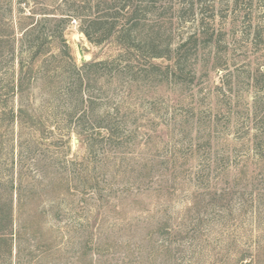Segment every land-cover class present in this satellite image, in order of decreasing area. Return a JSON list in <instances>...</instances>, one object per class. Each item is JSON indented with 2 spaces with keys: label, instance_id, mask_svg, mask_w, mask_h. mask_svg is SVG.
I'll return each mask as SVG.
<instances>
[{
  "label": "rangeland",
  "instance_id": "374dc122",
  "mask_svg": "<svg viewBox=\"0 0 264 264\" xmlns=\"http://www.w3.org/2000/svg\"><path fill=\"white\" fill-rule=\"evenodd\" d=\"M72 1L12 0L14 38L42 13H59ZM146 6L133 36L144 45L153 35L167 54L132 57L135 83L106 71V94L94 90L108 96L109 108L129 111L136 137L122 148L96 141L98 152L89 153L87 138L74 132L63 138L52 129L44 152L68 153L90 184L76 180L60 209L47 202L36 222L45 248L27 254L41 264H264V148L262 157L253 151L260 120L252 118L255 102L259 112L264 108V0H147ZM80 29L79 20H70L65 43L51 41L48 57L66 47L80 66L125 52L115 36L96 44ZM10 31L0 26V35ZM6 57L5 67V51ZM152 65L161 76L142 73ZM31 99L49 109V95ZM5 125L0 163L12 136Z\"/></svg>",
  "mask_w": 264,
  "mask_h": 264
},
{
  "label": "trees",
  "instance_id": "16d2710c",
  "mask_svg": "<svg viewBox=\"0 0 264 264\" xmlns=\"http://www.w3.org/2000/svg\"><path fill=\"white\" fill-rule=\"evenodd\" d=\"M81 2L79 5L77 0L72 1L68 9L59 13H42L40 19L22 29L21 37L16 40L12 0H0V26L11 30L0 35V126L5 122L6 130L12 133L7 159L0 163V260L5 264H41L40 256L27 254L30 249L38 251L46 245L36 228L37 220L47 214L46 206L51 204L53 209L56 206L60 209L73 196L76 180L86 179L90 184L89 173L68 153L62 151L51 157L48 148L44 152V147H48L44 142L54 133L52 129L57 128L63 138L73 132L87 138L89 153L97 150L96 141H107L113 148L125 147L137 133L127 120L129 111L119 105L109 108V101L104 103L108 96H95L94 90L106 94L103 82L106 71H111L112 78L132 76L135 83L138 74L129 63L132 57L156 59L167 54L153 35L144 45L133 36L143 21L142 12L149 10L147 6L143 8L147 0ZM72 19L80 21V31L90 42L103 44L115 36L125 52L112 61L80 66L66 47L58 56L48 57L51 41L65 43L64 31ZM5 51L9 57L6 67ZM39 61L40 66L35 69ZM151 70L142 73L148 78L152 74L161 76L158 73L162 72L161 67L152 65ZM53 82L54 89L50 85ZM36 92L43 97L49 95V109L37 108L31 102ZM1 103L8 108H2ZM256 103L252 118L260 123L253 127V151L262 157L264 108L259 112ZM94 188L90 185V189ZM52 191L58 194L48 195ZM33 205L36 211L31 209Z\"/></svg>",
  "mask_w": 264,
  "mask_h": 264
}]
</instances>
